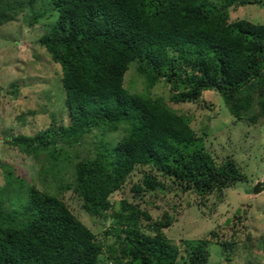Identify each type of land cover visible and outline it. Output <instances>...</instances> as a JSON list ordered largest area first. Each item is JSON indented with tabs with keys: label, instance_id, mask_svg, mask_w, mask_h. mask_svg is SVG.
Here are the masks:
<instances>
[{
	"label": "trees",
	"instance_id": "1",
	"mask_svg": "<svg viewBox=\"0 0 264 264\" xmlns=\"http://www.w3.org/2000/svg\"><path fill=\"white\" fill-rule=\"evenodd\" d=\"M35 1L28 0L30 7ZM47 4L53 13L33 12L32 21L54 16L37 43L60 68L70 123L34 136L18 135L13 145H23L28 154L49 150L51 171L57 161L77 157L66 149L88 135L97 144L93 158L75 162L72 183L64 184L62 171L55 170L56 195L28 189L24 208L32 216L0 202V264H177L182 259L179 248L162 232L160 220L153 221L138 203L123 198L114 204L110 197L130 182L136 167L149 169L142 184L132 183L137 199L165 188L156 175L198 196L220 195L245 181L235 160L228 157L217 164L191 127L192 120L152 97L150 90L162 81L172 104L196 103L203 93L214 92L234 121L254 124L264 119V24L230 21L231 8L264 6V0ZM4 7L1 3L0 27L10 20ZM132 67L143 92L125 87ZM113 135L118 139L108 140ZM66 191L81 200L88 215L115 220L105 232L114 237L108 254L102 253L103 241L60 198ZM262 191L264 182L254 187L255 194ZM212 245L231 261L234 236L210 232L186 245L185 264H209Z\"/></svg>",
	"mask_w": 264,
	"mask_h": 264
},
{
	"label": "rangeland",
	"instance_id": "2",
	"mask_svg": "<svg viewBox=\"0 0 264 264\" xmlns=\"http://www.w3.org/2000/svg\"><path fill=\"white\" fill-rule=\"evenodd\" d=\"M1 3L6 6L4 13L8 12L10 20L0 27V202L5 207L15 206L29 217L32 215L24 208L28 189L34 186L41 193L56 195L55 170L62 171L64 184L72 183L75 162L94 157L97 139L91 134L78 146L66 149L67 154H76L77 157L57 161V168L51 171L48 168L49 150L28 154L23 145H13L18 135L34 136L49 128L67 126L70 119L60 83V68L37 43L38 38L49 31L54 16L32 21L33 12L44 10L42 12L46 15L52 12L47 0H36L31 7L28 0H0ZM7 6L13 11H6ZM238 19L264 24V6L254 4L231 8L230 21ZM134 69L132 67L127 72L125 87L131 92H143L145 86L136 77ZM150 94L164 99L167 106L189 117L191 127L204 140L205 149L216 163L232 158L245 181L224 189L220 195L198 196L191 190H177L179 187L171 180L156 175V181L165 188L142 193L137 199L134 198L137 193L131 190L132 183L142 184L144 173L149 169L136 167L130 175V182L114 193L111 201L116 204L127 198L147 210L153 221L160 220L162 232L179 248L182 259L177 264H185L183 249L187 244L198 242L210 232L224 238L234 236L236 245L231 261L226 260L219 246L212 245L209 264H264V191L254 193V187L264 182V119L254 124L234 121L221 97L210 91L203 93L196 103L172 104L168 101L169 87L160 81ZM254 113L257 112L254 110ZM116 135L121 137V134ZM116 135L108 140L118 139ZM59 196L72 213L103 241L102 253L108 254L107 249L114 237L105 232L115 220L88 215L81 208V200L71 191ZM103 264H109V261L104 260Z\"/></svg>",
	"mask_w": 264,
	"mask_h": 264
}]
</instances>
